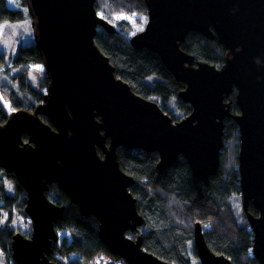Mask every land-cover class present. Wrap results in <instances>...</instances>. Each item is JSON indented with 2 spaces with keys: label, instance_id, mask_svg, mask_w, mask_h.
Returning <instances> with one entry per match:
<instances>
[{
  "label": "water",
  "instance_id": "1",
  "mask_svg": "<svg viewBox=\"0 0 264 264\" xmlns=\"http://www.w3.org/2000/svg\"><path fill=\"white\" fill-rule=\"evenodd\" d=\"M144 1L148 22L131 44L157 54L186 85L179 97L192 112L176 122L117 78L95 43L99 26L115 32L97 13L96 0H28L48 90L33 111H15L0 125V167L24 187L32 220L30 238L13 237L16 264H55L48 255L66 206L48 199L53 184L83 216L98 219L99 237L113 254L128 264H168L145 250L141 237L127 236L144 218L130 192L135 180L121 169L117 151L157 152L160 171L185 158L200 194L218 171L227 118L239 126L242 206L253 255L264 264V0ZM190 32L223 41L228 52L221 68L195 63L182 50ZM234 90L237 115L226 101ZM194 238L202 264H233L210 250L200 227Z\"/></svg>",
  "mask_w": 264,
  "mask_h": 264
},
{
  "label": "trees",
  "instance_id": "2",
  "mask_svg": "<svg viewBox=\"0 0 264 264\" xmlns=\"http://www.w3.org/2000/svg\"><path fill=\"white\" fill-rule=\"evenodd\" d=\"M21 1L28 8V0ZM96 10L115 29L112 33L99 26L95 43L115 67L117 78L126 82L137 95L159 104L174 120L189 115L191 105L179 97L186 85L175 79L157 54L146 48L136 49L131 44L132 37L142 32L148 22L145 1L96 0ZM22 18L21 10L10 7L8 0H0V24ZM181 48L194 57L195 63L206 62L217 68L223 66L227 53L225 44L217 35L208 39L197 32H190ZM6 59V54L0 50V64L4 65ZM42 61L35 42L18 46L13 64L19 71L11 76L10 84L0 85L3 98L9 103L7 108L0 100V125L5 124L13 112L33 111L43 102L48 90L46 72L38 86L29 82L32 67L43 64ZM236 93L234 90L226 99L231 103L233 115L240 113ZM173 106L180 111L179 115L174 113ZM41 117L52 125L47 117ZM23 139L28 141V136L24 135ZM223 140L218 171L200 194L185 158L180 157L160 171L157 169V152L118 149L121 169L135 180L130 192L144 218L138 235L145 250L171 264H193L197 258L193 225L198 221L205 225L203 234L214 252L225 255L233 264H259L252 252L253 231L243 207L238 208V203L241 204L240 130L233 118L225 120ZM26 195L16 176L0 167V249L7 264H14L11 259L14 235L21 232L30 236L31 233V228L27 231L20 225V218L27 216ZM47 195L52 202L66 206L63 216L55 223L57 240L49 254L51 261L56 264H118L119 258L106 261V257H110L109 250L99 237L96 218L82 216L79 208L56 185L50 187ZM249 211L258 214L251 202ZM136 235L137 232L133 234Z\"/></svg>",
  "mask_w": 264,
  "mask_h": 264
},
{
  "label": "rangeland",
  "instance_id": "3",
  "mask_svg": "<svg viewBox=\"0 0 264 264\" xmlns=\"http://www.w3.org/2000/svg\"><path fill=\"white\" fill-rule=\"evenodd\" d=\"M10 7H14L21 10L22 19L17 22L4 21L0 24V50L3 51L6 56V63L4 65L0 64V85L4 83H11V76L18 73L19 68L13 64V58L16 54L19 45H30L35 42L34 39V26L32 16L29 9L23 6L21 0H8ZM45 71L43 64H36L32 67L29 74V82L34 86H38L41 77ZM0 100L5 107H9V103L4 100L1 90H0ZM175 106V105H174ZM173 106V107H174ZM175 114L179 115L180 111L175 107L172 108ZM242 206V194H241V204L238 203V208ZM20 225L25 229L29 230L32 225L25 223L24 218H20ZM19 226V225H18ZM20 226V227H21ZM110 257H106V261H109ZM0 264H7L6 259L2 250L0 249Z\"/></svg>",
  "mask_w": 264,
  "mask_h": 264
},
{
  "label": "bare ground",
  "instance_id": "4",
  "mask_svg": "<svg viewBox=\"0 0 264 264\" xmlns=\"http://www.w3.org/2000/svg\"><path fill=\"white\" fill-rule=\"evenodd\" d=\"M227 49V48H226ZM228 52V51H227ZM227 54V53H226ZM16 179H17V177H16ZM53 185H56L57 186V184H53ZM52 185V186H53ZM58 187V186H57ZM59 188V187H58ZM60 189V188H59ZM61 190V189H60ZM50 191V190H49ZM48 191V192H49ZM63 191V190H62ZM47 192V193H48ZM47 197H48V195H47ZM69 197V196H68ZM49 199V198H48ZM50 200V199H49ZM51 201V200H50ZM52 202V201H51ZM71 202V201H70ZM54 204H56L55 202H53ZM72 203V202H71ZM58 205V204H57ZM59 206H65V205H59ZM77 206V205H76ZM78 207V206H77ZM79 211H80V209H79ZM80 214H81V212H80ZM27 215V214H26ZM82 215V214H81ZM83 216V215H82ZM26 218H30L28 215L27 216H25ZM85 217V216H84ZM85 218H87V217H85ZM90 218H92V217H90ZM95 218V217H94ZM97 219V218H96ZM98 220V219H97ZM144 224V223H143ZM143 224L140 226V227H142L143 226ZM140 227H138L137 228V230H135V231H128L127 232V236L128 237H130V238H132V239H137L138 237H140L139 235H138V229L140 228ZM197 227H200L201 229H202V233H203V228L205 227V225H203L201 222H195L194 223V225H193V228H194V235H195V228H197ZM56 230V229H55ZM137 232V235L136 236H133V234L134 233H136ZM18 233H21V232H18ZM57 233V232H56ZM17 234V233H16ZM15 234V235H16ZM22 234V233H21ZM14 235V236H15ZM24 235V234H23ZM204 235V234H203ZM25 236V235H24ZM30 236H31V233H30ZM30 236H25V237H29L30 238ZM101 239V238H100ZM142 239V238H141ZM193 241H194V248H195V251H196V254H197V250H196V244H195V238L193 239ZM104 243V242H103ZM12 244H13V241H12ZM105 244V243H104ZM206 244H207V242H206ZM53 245V244H52ZM106 245V244H105ZM107 246V245H106ZM142 246H143V244H142ZM207 246L210 248V246L207 244ZM107 248H108V246H107ZM108 250H109V256H110V260L109 261H112V260H116L117 258H119V262H118V264H128L127 263V261L125 260V259H123L122 257H120V256H118V255H116V254H113L111 251H110V249L108 248ZM210 250L213 252V253H215L216 255H223V254H217L216 252H214L211 248H210ZM52 251V250H51ZM51 253V252H50ZM223 256H225V255H223ZM226 257V256H225ZM48 258H49V255H48ZM227 258V257H226ZM11 259H12V261H13V263L14 264H16L15 263V261H14V259H13V249H12V256H11ZM229 259V258H228ZM50 260V259H49ZM51 261V260H50ZM51 262H53V261H51ZM164 262H166V261H164ZM55 263V262H54ZM168 264H171V263H169V262H167ZM56 264V263H55ZM193 264H202L201 263V261H200V259H199V257L197 256V259L195 260V261H193Z\"/></svg>",
  "mask_w": 264,
  "mask_h": 264
},
{
  "label": "built area",
  "instance_id": "5",
  "mask_svg": "<svg viewBox=\"0 0 264 264\" xmlns=\"http://www.w3.org/2000/svg\"><path fill=\"white\" fill-rule=\"evenodd\" d=\"M24 221L27 223V224H31L32 220L30 218H25Z\"/></svg>",
  "mask_w": 264,
  "mask_h": 264
},
{
  "label": "flooded vegetation",
  "instance_id": "6",
  "mask_svg": "<svg viewBox=\"0 0 264 264\" xmlns=\"http://www.w3.org/2000/svg\"><path fill=\"white\" fill-rule=\"evenodd\" d=\"M179 120H181V118H178V117H177L176 120L173 119L174 122L179 121ZM187 163H188V162H187ZM188 164H189V163H188ZM189 167H190V166H189ZM190 169H191V168H190ZM254 215L258 216L259 214H254ZM197 256H198V255H197ZM196 259H197V258H196Z\"/></svg>",
  "mask_w": 264,
  "mask_h": 264
},
{
  "label": "snow or ice",
  "instance_id": "7",
  "mask_svg": "<svg viewBox=\"0 0 264 264\" xmlns=\"http://www.w3.org/2000/svg\"><path fill=\"white\" fill-rule=\"evenodd\" d=\"M117 18H122V17H117ZM124 18H127V17H124ZM142 30V29H141Z\"/></svg>",
  "mask_w": 264,
  "mask_h": 264
}]
</instances>
